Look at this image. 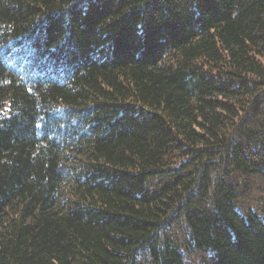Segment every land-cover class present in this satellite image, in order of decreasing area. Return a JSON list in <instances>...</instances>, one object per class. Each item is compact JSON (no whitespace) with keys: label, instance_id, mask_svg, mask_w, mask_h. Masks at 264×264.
Here are the masks:
<instances>
[{"label":"trees","instance_id":"16d2710c","mask_svg":"<svg viewBox=\"0 0 264 264\" xmlns=\"http://www.w3.org/2000/svg\"><path fill=\"white\" fill-rule=\"evenodd\" d=\"M0 264H264V0H0Z\"/></svg>","mask_w":264,"mask_h":264}]
</instances>
